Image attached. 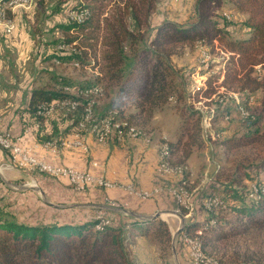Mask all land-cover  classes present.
<instances>
[{"label": "trees", "instance_id": "16d2710c", "mask_svg": "<svg viewBox=\"0 0 264 264\" xmlns=\"http://www.w3.org/2000/svg\"><path fill=\"white\" fill-rule=\"evenodd\" d=\"M78 1L70 9L85 10L84 20L76 22L69 18L66 22L54 25L61 33L60 39L55 42L70 47V50H60L52 53L51 57L60 63L91 65L97 71V80H106V84L115 83L118 86L115 94L126 99L132 111L124 116L119 104L113 110L128 125H147L156 108L163 106L167 100L181 98L182 91L177 89V73L171 63V56L177 54L180 45L198 41H203L211 49L213 40L221 44L224 42V47L232 54L225 60L226 51L219 45L215 46L224 55V71L221 77L215 78L217 86L240 95L261 90L260 101L264 110V0H226L246 15L240 24L242 33L237 37L231 36L228 23L218 21L215 16V10L223 0H196L194 16L188 19L190 21L182 23L162 18L155 25L151 24V19L157 0ZM107 5L113 10L105 11ZM100 52L105 62L101 66L100 55L97 59ZM148 52L154 53L151 63ZM256 68L260 70L259 73L255 71ZM210 80L206 77L204 85L188 90L186 95L197 101L198 97L209 99L217 95L216 87L211 85L213 80ZM64 85L79 88L63 81L59 90L34 87L29 91L26 109L36 115V107L41 103L75 98L63 92ZM92 85L90 83L85 87ZM80 100L77 109L69 111L71 115L67 117L75 128L82 117L84 99ZM186 114L183 121L182 114L179 115L180 134L174 141L167 142V160L170 164L182 163L190 154L192 146L198 147L197 132L186 117L197 118L198 115L200 121V114L195 109L193 113ZM248 119L250 117L247 118L248 122H255V119ZM255 132L258 131L250 135ZM260 136H264V129ZM222 142L227 145L228 139ZM250 184L253 188H245L242 192L232 184L226 186L209 180L203 190L207 197L217 198L214 207L209 209L212 212L203 220H189L181 232L196 238L201 247L208 239H218L222 233L213 230L217 229L216 214L223 209L234 215L232 223L240 226L238 232H245L249 228L264 231V180L252 181ZM173 202L175 205L168 208L176 207L175 199ZM128 225L142 235L153 237L160 249L171 239L168 226L161 219L133 220ZM197 230L200 233H196ZM0 264H131V261L123 229L114 226L111 221L105 223L93 217L77 222L54 219L36 223L18 220L11 213L0 209Z\"/></svg>", "mask_w": 264, "mask_h": 264}, {"label": "rangeland", "instance_id": "374dc122", "mask_svg": "<svg viewBox=\"0 0 264 264\" xmlns=\"http://www.w3.org/2000/svg\"><path fill=\"white\" fill-rule=\"evenodd\" d=\"M195 1L157 0L152 16L164 13L170 19L186 23L194 16ZM78 2V0H33L27 7H18L13 11L6 10L5 19L12 25V29L10 33H7V38L0 36L1 42L7 39L6 43L10 45L9 47L7 45L3 51L5 66L0 68V89L17 93L18 98L21 95L25 98L34 87L59 90L62 81L70 82L79 88L85 87L87 84L90 85V83L94 86L97 83L101 92L95 97L94 115L108 117L112 114L113 119L120 120L116 111L113 110L115 105L119 104L124 116L132 111V107L126 99L123 100L115 94L118 87L115 83L106 84V80H97L98 75L91 65L81 66L72 62L60 63L51 57L52 53L60 51L58 43L55 41L60 39L61 33L57 28H54V25L66 22L72 11L70 7ZM54 9H59V11H54ZM108 9L112 11L113 7L107 5L105 11ZM215 16L218 21L228 23L231 36L237 37L242 33L240 24L246 15L238 11L231 2L223 0L221 6L215 10ZM0 26L4 28L3 25L0 24ZM13 41L17 46L13 45ZM223 43V41L221 44L213 40L211 42L212 49L203 41L180 45L177 54L171 56V63L176 69L177 89L182 91L181 98L176 101L167 100L163 106L156 108L150 122L147 125L139 124L134 135L123 132L121 135H111L106 139V141L113 139L120 143L128 142L131 139H141L147 146L154 149L156 153L154 169H156L161 159L160 150L165 149L168 155L167 142L174 141L181 132L179 115L182 114L183 121L187 116L186 113H193L194 109L198 111L201 117L200 121H198V115L197 118L188 119L186 117L187 122L192 123L197 132L198 147L192 146L190 156L182 163L171 164L180 167V170L174 175H159L155 171L159 177L156 182L158 186H171L178 191L184 190L187 195H191V198L197 189L204 188L209 179L226 186L232 184L242 192L245 188H253L250 184L252 181L264 180V136H260V132L264 129V110L260 101L262 91L243 92L240 95L217 86L215 78L222 75L224 71V67H222L224 66V55L215 46L219 45L226 51L225 60L232 54L224 47ZM203 49L208 50L209 53V59L205 61H201L203 56H200ZM68 50L70 47L65 46V51ZM125 51L129 54L128 50ZM99 55L101 66L105 62L101 59L102 52L97 54V59H99ZM147 55L149 63L153 62L154 53L148 52ZM256 69L255 71L259 73L260 70ZM206 77L213 80L211 85L216 87L217 95L208 100L198 97L201 101L198 103L195 98L188 97L186 92L204 85ZM234 95L238 97L239 103L236 102ZM239 104H245L244 107L252 114L248 120L255 119L254 123L240 117ZM210 108L214 114L210 126L204 128L201 121L203 122L205 117L209 116ZM51 113L62 114L65 117L71 115L67 108L58 106H55ZM226 115L228 118H225ZM254 131L258 132L250 135ZM223 139H228L227 145L222 142ZM217 172L218 178H216ZM160 179L162 183L158 184ZM22 181L23 179L20 178L16 180V183L10 184L9 191L4 192L6 196H0L1 211L8 212L9 210L12 214L15 212L14 210L17 209L15 205L18 204L16 199L13 198L14 201L10 199V195L13 194L10 190H15L22 184L26 185L25 183H28L30 179L28 178L23 183ZM206 194V192L202 193V197L195 202L194 209L189 211L187 216H184L187 212L186 208H181L180 212L170 213L174 210L173 208L168 209L172 198L169 192L164 194L166 199L162 204L165 209L160 212L169 214L165 223L170 231L171 239L163 249H160L156 243V259L148 264H264V231L249 228L245 232H238L240 226H237V223H232L234 215L224 209L219 210L216 214L218 216L217 229L213 230L216 233L221 232L222 236L218 239H208L202 244L203 247L195 246L198 263L193 260L191 254V246H194L192 241H198L196 238L180 232L172 242V235L180 223L178 214L183 217L185 226L189 220L197 218L198 207L202 211L200 217L202 220L212 212L203 206L202 200L210 198ZM36 195L42 201L41 203L49 201L37 193ZM95 213L93 212V217L96 218ZM14 215L18 220L25 219L22 217V209L16 211ZM196 233H199V230ZM207 236L206 234L205 237ZM140 239H145L147 244H151V241L154 240L149 235ZM133 263H135L134 260L131 264Z\"/></svg>", "mask_w": 264, "mask_h": 264}, {"label": "crops", "instance_id": "0c3cea01", "mask_svg": "<svg viewBox=\"0 0 264 264\" xmlns=\"http://www.w3.org/2000/svg\"><path fill=\"white\" fill-rule=\"evenodd\" d=\"M162 18L169 17L164 13L153 15L151 24H157ZM0 36L6 38L8 36L2 26H0ZM6 42L7 39H4L3 42L0 41V68L5 66L3 51L7 48L8 43ZM13 42V45L17 46L15 41ZM13 45H11L12 48ZM18 96L17 93L0 89V129L12 133L21 145L40 144L35 152L47 160L79 170L102 173L110 180L134 183L139 189L157 185L159 177L155 174L154 169L156 153L141 139H131L122 143L113 139L98 142L92 133L85 132V141L88 146L86 152L73 147H60L57 155L53 156L49 150L43 147V143L47 140L59 142L62 139H71L75 132L74 125L70 119L58 113L38 118L26 109L29 93L25 98L22 95L19 98ZM8 162V152L0 148V196H4V192L9 191L10 184L16 183V180L20 178L23 179L22 183L28 178L34 179L36 183L34 187L22 184L19 188L10 190L13 192L10 199L12 201L16 199L18 204L15 205L17 209L14 211L22 209L24 221L40 223L58 219L77 222L93 218V212L97 213L98 210H101L105 217L111 219L114 226H120L123 229L131 262L134 260L136 264H148L156 259V241L153 240L151 244H147L145 239H140L145 235L130 228L128 224L133 220L144 221L139 215H152L156 211L165 209L162 202H165L166 190L147 199H140L119 188H93L75 191L65 178L51 177L39 172L27 175L16 167L4 168ZM93 162H96L97 165L94 166ZM159 183H162L161 179L158 181ZM36 193L49 201L41 203L42 201L38 199ZM202 193H204L203 188L197 189L193 196L195 202L202 197ZM170 196L172 198L170 207H173L174 199L171 194ZM107 200L109 203L106 202ZM124 202L127 205H123ZM8 213L11 212L8 210ZM14 213L11 214L17 219ZM197 215L199 216L197 219H202L200 218L202 211L199 207Z\"/></svg>", "mask_w": 264, "mask_h": 264}, {"label": "built area", "instance_id": "2783aa9c", "mask_svg": "<svg viewBox=\"0 0 264 264\" xmlns=\"http://www.w3.org/2000/svg\"><path fill=\"white\" fill-rule=\"evenodd\" d=\"M32 1L33 0H10V2H4V8L2 12H0V24L4 26V29L7 33L11 32L12 25L5 19L6 12L9 10L13 11L18 7H27ZM71 14L73 15V20H76V22H81L85 18V15H83V12L81 11H76L75 13ZM58 48L65 51L64 44L58 45ZM62 90L65 93L74 95L75 98H64L60 100H53L48 103H41L36 107V115L41 117L47 116L51 114L55 106L65 107L68 111H74L77 109L78 105H80V99H84L82 108H88V113H94L93 106L96 101L95 97L101 92V89L98 85L76 89L75 87L64 85ZM246 109L238 110L240 117L242 113H246ZM111 115L108 117L95 116V120H88V116H82L76 125V130L71 139H62L59 142L56 140H47L43 143V147L49 150L53 156L57 155L60 147H73L86 152L88 150V146L85 141V132H96L98 142H105L106 139L112 134L121 135L123 132H125L129 135H134L133 132L122 131L120 129L113 128L112 120L114 117ZM39 146L40 144L31 146L21 145L18 142V139L12 135V133L0 129V148L7 151L9 156V162L8 164L4 165V168L16 167L23 170L27 175H31L34 172H39L47 174L51 177L65 178L75 191H85L87 189L93 188H119L126 191L130 195L139 197L140 199H147L158 194L162 190H166L175 199L176 207L173 210L175 213L180 212L181 208H186L187 212L184 214V216H187L189 211L194 209V198H191V195L177 193L175 188L171 186H153L151 188L139 189L132 183L110 180L102 173H95L90 170H79L72 166H66L47 160L46 158L37 155L35 152L36 148ZM160 158H163L162 150H160ZM92 164L94 166L97 165L96 162H93ZM156 172L159 175H174L176 173L167 172V170L160 169L159 162L156 166ZM25 184L32 187L36 186L34 179H30V181ZM216 199L217 198L214 197V202L217 201ZM106 202L109 203L108 200ZM123 205H127V203L124 202ZM95 216H100L101 222H110V220L104 216L101 210H98ZM191 249L193 260L198 263V255L195 246H191Z\"/></svg>", "mask_w": 264, "mask_h": 264}, {"label": "bare ground", "instance_id": "6f19581e", "mask_svg": "<svg viewBox=\"0 0 264 264\" xmlns=\"http://www.w3.org/2000/svg\"><path fill=\"white\" fill-rule=\"evenodd\" d=\"M4 2H10V0H2V1H0V12H2V10H3V8H4ZM76 11H71L70 13H69V18L70 19H73V15L71 14V13H75ZM81 12H83V15H86V11L85 10H83V11H81ZM76 21V20H75ZM208 51V50H207ZM206 50H201V55L203 56V59H202V61H205V60H207V59H209V53L207 52ZM224 58V57H223ZM230 92V91H229ZM233 93H235V92H233ZM237 94V93H236ZM234 97H235V99H236V102L237 103H239L238 102V97L236 96V95H234ZM192 98V97H191ZM200 99H206V98H201V97H199ZM206 100H208V99H206ZM198 103H201V101H199L198 100ZM243 104V103H242ZM245 105V104H244ZM244 105H238V110H243V109H246L245 107H244ZM237 106V105H236ZM203 107V106H202ZM206 107H207V105H206ZM114 114V113H113ZM213 110H212V108H210V114H209V116L208 117H205V119L203 120V122L201 121V124H202V126L204 127V128H206V127H208V126H210V121L212 120L211 118H212V116H213ZM82 116H88V120H95V115H94V113H88V108H83L82 109ZM107 116V115H106ZM114 116V115H113ZM249 117H252V114L248 111V109H246V113H242V115H241V118L242 119H247V118H249ZM225 118H228V115H226L225 116ZM115 119H113L112 120V127L113 128H116V129H120V130H122V131H130V132H133L134 134L136 133V126H133V125H128L125 121H123V120H115ZM90 133H92L93 135H94V137H95V139L97 140V134H96V132H90ZM162 156H163V158H161L160 159V162H159V168L160 169H162V170H167V172H176L177 173V171H179L180 170V167L179 166H173V165H171L168 161H167V157H168V155H167V151L165 150V149H163V151H162ZM175 191L177 192V193H183L184 195H187V193L183 190V191H178V190H176L175 189ZM215 203L216 202H214V197H210V198H208V199H206L205 201H203V204H204V206L207 208V209H211L212 207H214V205H215ZM169 216V214L168 213H161V217L163 218V219H166L167 217ZM96 218H98V219H101L100 218V216H96ZM105 223H107V222H105ZM199 233H200V231H199ZM192 244L194 245V246H199L200 245V243L198 242V241H192Z\"/></svg>", "mask_w": 264, "mask_h": 264}, {"label": "water", "instance_id": "95a60500", "mask_svg": "<svg viewBox=\"0 0 264 264\" xmlns=\"http://www.w3.org/2000/svg\"><path fill=\"white\" fill-rule=\"evenodd\" d=\"M100 208H102L103 206H99ZM125 213H128V211H126V210H123ZM161 213L162 212H160V211H156L155 213H153L152 215H139V217H141L142 219H144V220H146V219H156V218H160L161 220H164L165 221V219H163L162 217H161ZM170 213H175L174 211H170ZM178 217H179V221H180V223H179V226L177 227V229L175 230V232L173 233V237H172V242H173V238L174 237H176L180 232H181V230H182V228H183V226H184V219H183V217L180 215V214H178Z\"/></svg>", "mask_w": 264, "mask_h": 264}]
</instances>
